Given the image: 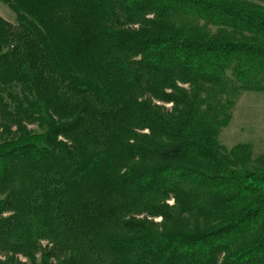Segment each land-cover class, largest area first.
<instances>
[{
	"label": "trees",
	"instance_id": "obj_1",
	"mask_svg": "<svg viewBox=\"0 0 264 264\" xmlns=\"http://www.w3.org/2000/svg\"><path fill=\"white\" fill-rule=\"evenodd\" d=\"M0 2V264H264V0Z\"/></svg>",
	"mask_w": 264,
	"mask_h": 264
},
{
	"label": "rangeland",
	"instance_id": "obj_2",
	"mask_svg": "<svg viewBox=\"0 0 264 264\" xmlns=\"http://www.w3.org/2000/svg\"><path fill=\"white\" fill-rule=\"evenodd\" d=\"M0 17L16 25L15 14L1 2ZM230 113L228 126L220 131L217 138L219 144L228 150L237 145L249 144L253 157L264 154V93L241 92ZM30 128L35 130V126ZM155 222H159V219H155ZM17 259L27 263L21 256ZM0 260L4 258L0 256Z\"/></svg>",
	"mask_w": 264,
	"mask_h": 264
}]
</instances>
